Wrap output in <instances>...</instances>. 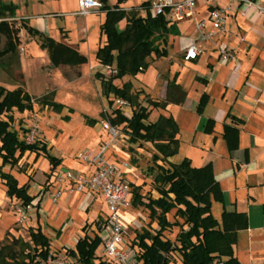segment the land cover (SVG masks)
I'll list each match as a JSON object with an SVG mask.
<instances>
[{
  "label": "crops",
  "instance_id": "obj_1",
  "mask_svg": "<svg viewBox=\"0 0 264 264\" xmlns=\"http://www.w3.org/2000/svg\"><path fill=\"white\" fill-rule=\"evenodd\" d=\"M1 1L15 7L13 20L18 21L21 37L26 35L32 39L31 46H27V48L30 50L33 48L32 51L38 57V62L33 63V66L39 65V59L43 57L44 61L57 72L66 68L75 69L82 73L81 80H83L84 85L79 90L81 92L79 97L81 103L88 105L90 109H85L84 113L86 114L74 112L73 109L57 99L61 95L63 96L62 100L65 99V96H77L74 87L67 83H62L63 93L61 89V92H57V94L53 90L43 93V85L41 84L32 89L33 95L39 96L37 103L50 110V113L55 116L61 115V123L66 126L62 130H53L58 125L52 116L47 120L45 130H39L41 135L38 133V136L41 140H36V142L45 145L46 151L51 156L59 160V165L51 171L49 163L43 156L25 153L24 155L32 156L37 168L41 163H44L43 160L48 163V166L44 163L45 169L43 168L41 174L37 172L36 182L30 183L29 178L24 173L12 171L14 167L8 168L7 171H5L6 167L3 169L16 179L19 186L27 185L28 194L33 198L31 201L33 209L26 222L27 231L29 228L40 226L44 236L49 241L51 254L56 258L71 259L78 264L77 260L67 255L66 252L73 251L78 240L85 234L93 237L96 232L100 240L97 250L100 251L99 255L101 256L102 238L106 235L105 224L108 210L98 193L88 189L81 193L70 192L74 187L73 184L69 181L58 183L56 181L57 174L70 171L74 174L92 175L96 170L95 165L78 159V152L86 150L92 157L100 151L101 147L108 145L105 158L115 166L118 177L128 182L130 188L131 186L141 187L140 193L142 195L147 194L155 198L157 193L154 188L149 191L145 190L144 193L146 188L143 187L146 181L144 176L139 179L136 174V176L133 175V172L118 162L127 156L128 153L124 148L126 149L129 145L139 146L143 144L152 150L154 149L151 144L130 142L124 125L112 126L110 124L109 119L114 116L112 112L116 110L110 111L112 102L120 100L106 91L103 88V82L95 76L96 73L102 74L106 81L115 75L114 65L104 67L98 64L95 59L97 49L104 43V37L100 34V30L97 42L94 44V60L89 64V58L85 56V53L89 51V44L85 39L88 33L86 27H83L81 33L75 36L74 31L66 27L63 22L59 27L51 23V17L56 16H59L63 21L61 13L35 11V13H30V17H28L29 5L31 3L40 4L42 3L41 0H33L32 2L24 0L21 4H19V0ZM253 1L255 6L264 8V0ZM212 5L210 2H199L193 18L171 23L178 31L176 36L169 37L174 40L171 48L176 45L178 50L173 56H170L167 45V56L159 58L163 62L158 61L149 64L148 67L153 64L156 65L154 67L156 68L155 85L150 92L146 91L147 87L135 88L132 86L131 94L136 97L138 103L148 108L149 113L156 111L152 121L149 120L150 116H148V122L154 123L160 116L171 117L175 121L178 127L179 146L177 154L169 158V162L178 164L186 159L194 168L211 166L214 179L219 184L223 194V204L212 203V216L219 222L224 209L246 215L247 228L237 232L236 242L233 246L234 257L240 264H264V14H258L255 6L245 8L239 4L235 5L231 7L226 17L224 32L217 33L210 41L201 43L197 41L195 23L208 18V10ZM20 6L23 8L22 13L17 12ZM77 12L78 0H76L74 9L69 13L71 17L68 19L69 21L75 23L82 18L92 21L94 17L90 16L98 14L99 18L95 24L100 28L103 23L101 11L87 16L77 15ZM181 24L187 25V31L184 33L180 30ZM21 25L24 28H20ZM26 29L33 30L43 37L50 38L56 43L77 51L87 59L86 63L77 66H52L48 50L41 47L42 39L36 35L28 34ZM193 43L198 45L202 53L196 60L185 62L183 60L184 50ZM19 46L15 53L6 55L0 60V69L6 70L12 60L22 68L24 54L23 57L22 54H19ZM219 48L231 50L234 59L224 64L219 63ZM30 50L25 57H28L29 60L31 57V61H33ZM85 65L88 67L85 68ZM108 74L111 76H107ZM89 75L92 82L88 78ZM173 78H175V84L180 86L185 93L182 103L178 105L169 104L165 109L149 107L147 99L154 102L165 100L167 83ZM119 80L121 81V79H111L110 84L120 88L124 83H127L125 81L119 83ZM139 84L144 85L140 81ZM92 86L98 104L102 107V111L98 115L100 121L92 116L95 110V106L89 102L94 100V96L90 95L89 91ZM28 95L34 103L32 94L28 93ZM202 97L206 98L205 104L201 114H197L196 108ZM44 103H54L60 105L62 109L56 112ZM124 107L129 108L130 112H124ZM117 109L123 116L130 118L134 107L126 104ZM76 120H78L77 124L75 123ZM105 124L123 130L124 137H117L111 141V135L105 128ZM226 127L234 128L237 131L236 136L230 133L227 139L225 136ZM53 150L56 155H53ZM138 151L140 152V150ZM153 153H148L150 160ZM48 172L51 174L45 178L44 174ZM147 173L149 172L147 171ZM59 189H62V195L56 202H52L51 194ZM3 196L7 198L6 189L2 185L0 200ZM132 210L137 211L131 206L121 214L125 225L124 240L130 247H132L131 241L134 239L135 233L128 234V229H139L141 226L137 213ZM88 228L91 229L89 234L86 232ZM53 246L55 247L53 248Z\"/></svg>",
  "mask_w": 264,
  "mask_h": 264
},
{
  "label": "trees",
  "instance_id": "obj_2",
  "mask_svg": "<svg viewBox=\"0 0 264 264\" xmlns=\"http://www.w3.org/2000/svg\"><path fill=\"white\" fill-rule=\"evenodd\" d=\"M101 12L105 14L100 25V34L104 43L95 54V59L102 66L115 70L113 78L106 81L102 74L96 78L103 82V88L115 98L134 107L132 116L126 118L118 109L109 119L112 126L124 125L125 132L132 143L151 144L154 153L152 165L147 168L154 174L152 183L157 197L141 194V187L131 186L132 208H142L148 212L149 223L155 224L142 229L131 241L140 264H240L233 255V246L238 231L247 228V217L244 213L229 212L225 209L218 222L211 214L213 202L223 204V194L213 176L210 165L194 168L188 160L178 164L168 161L177 154L179 142L178 127L171 117L160 116L156 122H148L149 111L136 101L131 94L132 85L124 83L120 88L110 84L111 79H122L125 76L135 77L149 66L150 58H165L169 37L176 36V27L164 16L152 17L148 11L149 1L139 6V11H126L121 7L128 0H115L113 6L108 0H99ZM146 14H143V12ZM15 7L0 0V60L6 55L15 53L20 44L19 28L13 26ZM125 20V28L119 30L118 22ZM20 28H24L23 25ZM30 35L42 39L41 47L49 53L52 66H77L86 63L87 59L68 46L56 43L35 31L26 29ZM166 98L162 102L147 99L152 108L165 109L169 104H181L185 93L175 84V78L167 83ZM205 97H202L196 108L201 114ZM54 111L62 107L54 103H44ZM33 110V102L27 92L20 88L7 90L0 85V182L6 189V196L14 203L23 206L31 204L28 186H19L16 179L5 172L4 167L12 169L17 166L25 153L43 156L53 171L59 160L51 156L40 142L27 143L12 129L13 112L23 114ZM236 136L234 128H225V136ZM173 212V222L169 220ZM149 225V224H148ZM99 226V225H98ZM178 228L173 241L164 238L163 234L172 228ZM84 229V228H83ZM100 245L98 234L93 237L84 235L75 245L74 250L66 254L74 257L78 264H109L96 253ZM50 244L40 226L29 228L27 239L6 234L0 244V264H48L52 258Z\"/></svg>",
  "mask_w": 264,
  "mask_h": 264
},
{
  "label": "rangeland",
  "instance_id": "obj_3",
  "mask_svg": "<svg viewBox=\"0 0 264 264\" xmlns=\"http://www.w3.org/2000/svg\"><path fill=\"white\" fill-rule=\"evenodd\" d=\"M22 1L24 0H19V4H21ZM28 1L32 2L33 0H28ZM41 1L42 3L40 4L31 3L29 5V10H28L29 16L28 17H30V13H33V12L35 13V11L40 12V13H43V12L44 13H54V12L61 13L62 14L61 17L63 18V21L59 16H56V17H51L50 19L51 23L59 27L61 23L63 22V24H65L66 27H69L71 30L74 31L75 36H78L81 33L82 28L86 27L88 29V33L85 39L87 43L89 44L88 45L89 51L85 53L86 54L85 56L89 58V61H90L89 64H91L94 60V56H93L94 54L93 49L95 48L94 44L95 42H97V36H99V26L95 24V22L99 18V15L97 14V15L90 16V17H94V20L92 21L90 19L88 20L87 18L86 19L82 18V19H78V21L74 23V22L69 21L68 19L71 18L69 16V13L74 9L76 0H41ZM146 1L148 0H128L127 2L122 4L121 7L125 9L126 11H129V10L139 11V6ZM108 3L109 5L115 4V0H108ZM22 9H23L22 6H20L17 12L22 13ZM101 14H103V22H104L105 14L102 12ZM143 14H146L145 10ZM13 26H15L16 28H19L18 21H14ZM117 28L121 30L124 29L125 20L119 21ZM180 30L183 33L186 32L187 25L181 24ZM20 32L21 30L19 29V35H18L19 40H20L19 54H22V57L24 54V58L22 61L23 66L22 68L19 67L16 64V62L12 60V62L9 63V67H7L6 70L0 69V85H3L4 87L10 90L21 88L23 91H26L32 94L34 103H33V110L31 112L25 111L23 114H18L16 112L12 113L13 119H14V122L12 123V126H11L12 129L17 130L19 133V136L22 139L26 140L27 136L30 133V130H32L35 125L38 126V128L35 130H45V126H47L46 122L52 116L54 117V119L56 120L55 122L58 125V127H56L53 130H62V129H65L66 127L65 125L61 123V118H60L61 115L55 116L52 113H50V110L45 109L44 107L40 105V103H37L39 96L33 95L32 89L37 88V86H39L40 84L43 85V93H48L51 90H53L54 93L57 94V92H61L60 89L61 90L63 89L62 83L64 84L67 83L74 87L75 91L77 92L76 93L77 96H69V97L65 96L64 97L65 99L62 100L63 96L61 95L57 99H59L63 104L67 105L69 108L73 109L74 112H78V113L83 112V114H86L84 113L85 109L86 110H90V109L88 105L83 104V102L81 103V100L79 97V94H81L79 90H81V88L84 85L83 80H81L82 73L77 72L75 69H66V68L60 69V71L57 72V70L51 67L50 64L44 61L43 57H40L41 60L39 59V65L33 66V63L38 62L37 60L38 57L35 54V52L32 51L33 48L31 50L27 48V46H31L30 42L32 41V39H30V37H27L26 35L21 37ZM173 41L174 40L170 38L167 41V45L169 46L168 52L170 56H173L175 51L178 50V46L176 45H174V48H171L172 47L171 44L173 43ZM4 42H5V39L2 38L0 48L4 45ZM167 45H166V49H167ZM29 50H30V54L33 57V61H31L32 59L31 57H30V60L28 57H25V55L28 53ZM158 61H161V59L153 58V57L148 59V62L150 65ZM84 67L86 68L88 66L85 65ZM154 67H156L155 64H153L151 67H148L144 72H139L135 77L125 76L124 78L121 79V81L119 80V83L123 81L125 82L130 81L133 87L135 88H138L139 86L144 87V88L147 87L148 89H146V91L150 92V90L153 89L155 85L154 79L156 75V68ZM109 75L111 76V74H108L107 76ZM88 78L91 80L90 75L88 76ZM139 81L143 82L145 86L140 85ZM89 91L91 93L90 95L94 96V100L89 101L93 106H95L94 107L95 110L92 116L97 118L98 121H100V118L98 115H99V112L102 111V107L98 104L93 86L89 88ZM62 93H63V90H62ZM86 98L88 99L87 96ZM112 104L113 105L111 106L110 111L121 107L119 106L117 101L112 102ZM123 110L126 113L130 112V109L127 107H124ZM108 112L106 113L108 114ZM155 115H156V111L149 113V116H150L149 120L152 121ZM77 122L78 120H76L75 123L77 124ZM80 129H77V130H80ZM115 129L118 130L117 128ZM73 130H76V129L73 128ZM81 130H84V129H81ZM118 132H119L118 138L124 137L125 133L123 130H118ZM39 134L41 135V131L39 132ZM37 139L41 140L40 136L36 137L34 140L36 141ZM126 144L129 145L127 142ZM137 149L140 150V152ZM124 150L128 154L126 157L122 158L118 162L121 165H124L123 166L124 168H127V170H130L131 172H133L132 173L133 175L136 174L139 179L143 176L145 177L146 181L143 184V187H146V188L144 189V193L146 191L152 190L153 189L152 180H153L154 174L147 173L146 169L148 166L152 165V162L150 160V156L148 155V153L152 154L154 150H152L149 146L143 145V144H140L139 146L129 145L126 149L124 148ZM79 153H86L88 155H91L86 150H82L78 152V154ZM53 155H56V152L54 154V150H53ZM43 162L46 164V166H48L47 165L48 163L45 160H43ZM44 163H41V165H39L37 168L35 167V161H33L32 156L30 157V156L24 155L18 162L17 166L12 169V171H14L15 173H21V172L24 173L29 178V183L36 182L35 177H36L37 172L41 174L43 172V168L45 169ZM8 168L9 167H6L5 171H7ZM135 169L137 172L135 171ZM50 174H51L50 172L44 174L45 178H48ZM1 186H2V183L0 182V188ZM16 204L17 203H14L12 199H8L4 196L2 197V200H0V244L5 238L6 234H10L14 237H22L24 239H27L26 222L28 221V218L27 220L22 221V222L17 221V216L14 213V206ZM134 213H137V217H138V220L141 222V226L139 227V229L129 228L128 234H134V233L137 234L141 232L142 229L151 228V226H153L154 228L156 227L155 224L151 225L149 223V219L147 216L148 212L145 211L144 209L138 208L137 211H134ZM172 216H173V212L170 213L169 215V220L171 222H173ZM90 230L91 229L88 228L86 232L89 234ZM177 233H178V228L174 227L171 230L166 231L163 234V236L164 238L173 241ZM54 247L55 246H53V248ZM99 253L100 251L97 250L98 255Z\"/></svg>",
  "mask_w": 264,
  "mask_h": 264
},
{
  "label": "built area",
  "instance_id": "obj_4",
  "mask_svg": "<svg viewBox=\"0 0 264 264\" xmlns=\"http://www.w3.org/2000/svg\"><path fill=\"white\" fill-rule=\"evenodd\" d=\"M199 2L212 3V7L208 10V18L204 21L195 23V34L198 42L210 41L217 33L224 32L227 14L231 7L242 5L245 8L254 7L253 0H150L148 10L152 17L164 16L171 23L180 22L194 17ZM102 4L99 0H78L77 15L87 16L94 12H99ZM258 14H264V8L255 6ZM202 50L197 44L193 43L185 48L183 60L185 62L196 60ZM234 55L231 50L219 48L218 62L221 64L232 61ZM119 106L126 105L123 101H117ZM38 126H34L30 130L26 138L27 143L35 142L38 136ZM105 128L111 135V141L119 136L118 130L109 124H105ZM108 145L100 148V151L90 156L86 153H79L78 159L83 162L93 163L96 167L95 172L90 176L82 174H74L66 171L57 174L56 181L62 183L69 181L73 184L70 192L81 193L88 189L100 195L108 210V217L105 224L106 235L102 238L101 257L109 262V264H139L137 255L132 247L127 245L124 240L125 225L122 219V212L131 207V192L128 182L118 177L117 170L113 164L105 158ZM62 189L51 194L52 202H56L62 195ZM33 206L29 204L23 206L17 203L14 206V213L17 221H25L29 217ZM53 256V255H52ZM48 264H76L73 260L56 257L48 258ZM220 264V263H217Z\"/></svg>",
  "mask_w": 264,
  "mask_h": 264
}]
</instances>
